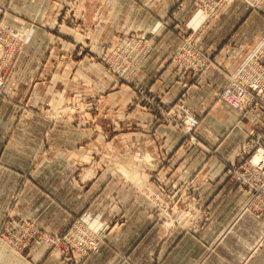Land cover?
Listing matches in <instances>:
<instances>
[{
  "label": "crops",
  "instance_id": "obj_1",
  "mask_svg": "<svg viewBox=\"0 0 264 264\" xmlns=\"http://www.w3.org/2000/svg\"><path fill=\"white\" fill-rule=\"evenodd\" d=\"M118 1L0 0L17 51L0 95V224L9 213L56 239L78 218L107 227L76 264H264V214L243 210L229 172L256 117L219 99L264 37V5L236 1L201 23L198 0H164L156 13ZM137 30L145 54L119 78L102 46ZM187 35L210 63L197 75L171 60ZM69 97L92 101L80 122L48 117ZM184 110L200 146L174 123ZM150 195L181 214L176 223L156 220ZM66 262L50 245L21 250L0 235V264Z\"/></svg>",
  "mask_w": 264,
  "mask_h": 264
},
{
  "label": "built area",
  "instance_id": "obj_2",
  "mask_svg": "<svg viewBox=\"0 0 264 264\" xmlns=\"http://www.w3.org/2000/svg\"><path fill=\"white\" fill-rule=\"evenodd\" d=\"M236 1L243 2L250 9H260L264 5V0H198L201 23L215 17L221 10ZM197 29L192 28L191 31ZM141 41L140 38L129 35L108 46L103 45L102 54L108 71L122 79L134 72L138 61L145 54L140 44ZM0 48L3 51L0 55L1 95L7 74L13 66L17 53L14 40L2 30L1 26ZM5 49L9 50L4 52ZM9 52L12 53L11 58ZM171 60L184 74L189 72L192 75H197L210 66L209 61L195 48L191 36L188 35L183 38L182 46L172 56ZM219 99L237 112L240 118H246L250 115L256 117L257 129L247 135L238 154L240 161L236 165H232L229 172L247 196L248 200L243 210L252 211L259 215L264 214V37L239 72L230 76L227 86L219 94ZM174 122L188 138L190 146H200L195 136L199 121L194 114L184 110L176 117ZM161 209V219L166 221L172 219L176 223L181 215L177 213L171 216L168 215L167 207H161ZM14 228L13 231L16 233L14 241L22 242L21 239L28 241L27 237H29V241L32 239V236L27 235L20 237V230L16 231L19 228V223H14ZM70 234L71 236L65 235L64 237V242L68 244L66 249H63L65 253L70 251V247L72 248L71 252L75 250L80 257L87 256L89 252H98L100 234H92V237H90L87 233L85 234L77 229ZM70 237H72V244H69L71 242L69 241Z\"/></svg>",
  "mask_w": 264,
  "mask_h": 264
},
{
  "label": "rangeland",
  "instance_id": "obj_3",
  "mask_svg": "<svg viewBox=\"0 0 264 264\" xmlns=\"http://www.w3.org/2000/svg\"><path fill=\"white\" fill-rule=\"evenodd\" d=\"M130 1H132V3H136V6H141V3L143 2V3L147 4L150 9L153 8V11L155 13L157 12V9H159V6H162L163 2H164V0H119L118 6L124 8L125 3L130 2ZM144 1H146V2H144ZM167 1H169L167 3L170 4V2L176 1V0H167ZM246 8L250 9L248 7H246ZM260 9H252V10H260ZM133 33L134 34H131V35H134V36L140 38V35H139L140 33L138 30L134 31ZM125 36L126 35L124 33L118 34L116 36V39L114 42L118 41V39L123 38ZM8 50L9 49H5L4 52H7ZM12 53H13V51H12ZM12 53L10 54V52H9L10 58L12 56ZM99 59L101 61V64L103 63L106 70H108L107 66L105 65L103 55H102V59H101V55L99 56ZM11 68L9 69V72H10ZM92 105H93L92 101H84V103H83V101L82 102H80V101L76 102L72 99V97H69V98L63 99V101L61 103L56 105L57 109L54 110L53 114H49L48 117H50L51 119H54L53 121L65 118V120L69 121L70 123L76 124V123L80 122V117L83 115L84 112L89 113V112H87L88 111L87 109L92 108ZM27 107H28V105H26L25 108H27ZM27 109H29V108H27ZM21 113H23V111ZM38 115H42V113L38 114ZM102 121H104V120H102ZM175 125H177V124H175ZM38 165H39V163L35 162V160L30 161L28 163V166L26 167V172H30L31 170H34ZM26 180H27V178H26ZM70 181H72V179H70ZM149 197H151L152 200H154L152 202V205L154 206L153 213L155 214L154 216H155L156 220L159 221L161 219V216H160L161 211H162L161 207H163L162 202L159 198L155 197L153 199L152 195H150ZM85 219H86L85 217L82 219L81 218L76 219V221H74V223L69 228V230L64 235H62L61 237H57V239H56V237L50 236L49 234L45 233L40 227L35 225L32 222V220H28V219L21 218V217L20 218L12 217L8 213V214H5V217L1 221L0 235H2L3 238H5V241H7L10 245H12V247H14L16 249L18 247L21 250H28V248H30V246H32V245H36V246L42 245V244L50 245V246H52L53 250L56 249L58 251H62L64 256H68L66 258V260H67L66 263L76 264L75 260L79 261L81 259H84V258L88 257L89 255H91V253H93V252H89L87 254V256H85V257H80L75 252V250H74V252H71L72 248L69 246L70 251H67V253H65L63 251V249H66V246L68 244H66L64 242V237H65V235L71 236L70 233L71 232L73 233L75 229H77L78 231L84 232L85 234L87 233V235L90 237H92V234L97 235L98 230L94 231L92 229L91 225L88 224ZM14 223H17V224L19 223V228L16 231L18 232L20 230V237H22L23 235H25V236L27 235V236H32V239L29 241V237H27L28 241L25 239H21L20 241L23 240L22 242H17V240L14 241V236L16 235L15 231H13V229H15ZM103 229H104V226H102V229L99 231L100 235L103 234V232L105 230V229L104 230ZM72 237H70L69 241H71ZM72 243H73V241L69 242V244H72ZM98 245H99V242H98ZM74 255L76 256L75 258H73Z\"/></svg>",
  "mask_w": 264,
  "mask_h": 264
},
{
  "label": "bare ground",
  "instance_id": "obj_4",
  "mask_svg": "<svg viewBox=\"0 0 264 264\" xmlns=\"http://www.w3.org/2000/svg\"><path fill=\"white\" fill-rule=\"evenodd\" d=\"M3 53L2 49L0 48V55Z\"/></svg>",
  "mask_w": 264,
  "mask_h": 264
}]
</instances>
